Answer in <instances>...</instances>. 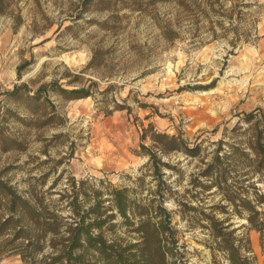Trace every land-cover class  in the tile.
<instances>
[{"label":"rangeland","instance_id":"374dc122","mask_svg":"<svg viewBox=\"0 0 264 264\" xmlns=\"http://www.w3.org/2000/svg\"><path fill=\"white\" fill-rule=\"evenodd\" d=\"M262 117L264 0H0V176L63 224L73 179L114 215L108 239L136 243L139 220L164 221L160 204L177 264H228L218 233L264 264V174L251 150L264 145ZM156 134L196 155L162 153ZM113 188L127 190L129 226Z\"/></svg>","mask_w":264,"mask_h":264},{"label":"trees","instance_id":"16d2710c","mask_svg":"<svg viewBox=\"0 0 264 264\" xmlns=\"http://www.w3.org/2000/svg\"><path fill=\"white\" fill-rule=\"evenodd\" d=\"M18 89L14 88L9 95L16 94ZM43 91L44 88L38 89L36 96ZM62 92L66 93L64 90ZM72 93L86 95L83 90ZM34 99L37 100V97ZM246 119H251V116ZM152 142L162 153L177 151L196 155L195 149H188L182 140L174 136L156 134ZM11 146L9 141L5 147L1 146V150L10 151ZM251 150L256 170L264 174V145L256 142ZM216 160V166L221 165L223 157L216 156ZM150 162L158 169L160 164L154 154H150ZM69 186V194L62 195L61 199L67 202L71 222L63 224L60 217L49 210L48 204L33 189L21 194L0 176V257L5 254L17 255L23 264H177L168 248L162 246L161 236L170 233V229L166 220L168 214L160 204L157 207L159 214L156 213L157 217L154 218L163 215L164 221L152 222V217L145 213L146 217L139 220L134 230L138 234L136 243L117 237L108 239L105 230L111 231L114 215H106L101 195L95 193L93 200L87 203L86 193L77 189L73 179ZM83 196L85 199H81ZM109 197L111 209L123 219V225L129 226L128 213L132 210V204L127 190L113 188ZM260 197L263 198L262 195ZM242 202L247 222L251 228L260 230L261 227L258 228L255 223L259 214L256 205L246 198ZM47 236L52 239L46 245ZM216 237L221 240L219 245L226 253L228 264H255L253 258L246 255L249 252L247 241L242 252L230 238L225 239L220 233ZM46 247L50 252L43 255ZM39 255L41 260H37Z\"/></svg>","mask_w":264,"mask_h":264}]
</instances>
